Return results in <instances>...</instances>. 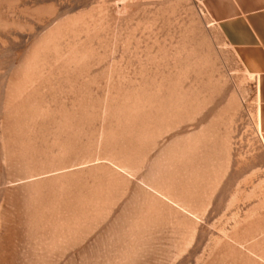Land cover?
Segmentation results:
<instances>
[{"label": "rangeland", "instance_id": "1", "mask_svg": "<svg viewBox=\"0 0 264 264\" xmlns=\"http://www.w3.org/2000/svg\"><path fill=\"white\" fill-rule=\"evenodd\" d=\"M0 264H264L253 77L197 0H0Z\"/></svg>", "mask_w": 264, "mask_h": 264}, {"label": "crops", "instance_id": "2", "mask_svg": "<svg viewBox=\"0 0 264 264\" xmlns=\"http://www.w3.org/2000/svg\"><path fill=\"white\" fill-rule=\"evenodd\" d=\"M238 62L253 77L256 121L264 149V0H197Z\"/></svg>", "mask_w": 264, "mask_h": 264}]
</instances>
